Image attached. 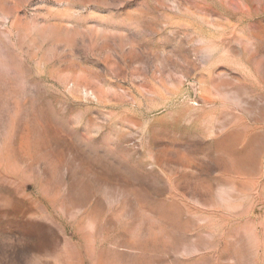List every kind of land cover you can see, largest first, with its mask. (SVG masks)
I'll use <instances>...</instances> for the list:
<instances>
[{
  "label": "rangeland",
  "instance_id": "1",
  "mask_svg": "<svg viewBox=\"0 0 264 264\" xmlns=\"http://www.w3.org/2000/svg\"><path fill=\"white\" fill-rule=\"evenodd\" d=\"M0 264H264V0H0Z\"/></svg>",
  "mask_w": 264,
  "mask_h": 264
}]
</instances>
